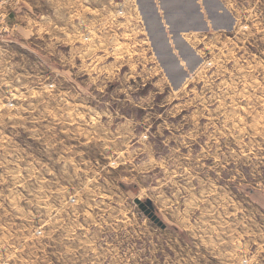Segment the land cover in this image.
I'll return each mask as SVG.
<instances>
[{
	"label": "rangeland",
	"instance_id": "obj_1",
	"mask_svg": "<svg viewBox=\"0 0 264 264\" xmlns=\"http://www.w3.org/2000/svg\"><path fill=\"white\" fill-rule=\"evenodd\" d=\"M67 2L0 0V264H264V0L179 89L140 31L130 81L81 76Z\"/></svg>",
	"mask_w": 264,
	"mask_h": 264
},
{
	"label": "crops",
	"instance_id": "obj_2",
	"mask_svg": "<svg viewBox=\"0 0 264 264\" xmlns=\"http://www.w3.org/2000/svg\"><path fill=\"white\" fill-rule=\"evenodd\" d=\"M165 1L99 0L91 5L88 0H71L66 3L68 18L53 21L54 28L60 31L56 36L58 45L81 49V76L99 73L105 76L112 72L115 79L130 81V77L136 76L137 32L140 31L143 34L140 46L151 51L155 75L161 74L179 89L199 69L202 59L186 35L231 31L250 9L243 0H186L187 5L181 6L178 12L170 0ZM174 14L177 20L172 19ZM231 42L226 41V46ZM90 46L99 48L96 58L82 52ZM108 48L110 52H106ZM152 71L147 75H153ZM221 186L229 187L228 184Z\"/></svg>",
	"mask_w": 264,
	"mask_h": 264
},
{
	"label": "water",
	"instance_id": "obj_3",
	"mask_svg": "<svg viewBox=\"0 0 264 264\" xmlns=\"http://www.w3.org/2000/svg\"><path fill=\"white\" fill-rule=\"evenodd\" d=\"M136 202L140 208L156 223L165 227L166 224L162 221L158 213H156L154 206L150 201H142L140 198H136Z\"/></svg>",
	"mask_w": 264,
	"mask_h": 264
},
{
	"label": "built area",
	"instance_id": "obj_4",
	"mask_svg": "<svg viewBox=\"0 0 264 264\" xmlns=\"http://www.w3.org/2000/svg\"><path fill=\"white\" fill-rule=\"evenodd\" d=\"M260 11H261V14L263 12V6H260ZM259 11V8H251L248 12V15H250V12L251 13H254V14H257V12ZM248 27H249V24L246 23V20L245 21H242L239 25V28L242 29V30H248Z\"/></svg>",
	"mask_w": 264,
	"mask_h": 264
}]
</instances>
